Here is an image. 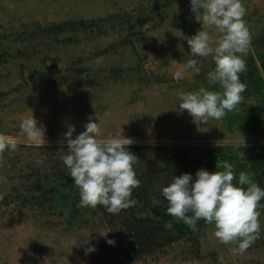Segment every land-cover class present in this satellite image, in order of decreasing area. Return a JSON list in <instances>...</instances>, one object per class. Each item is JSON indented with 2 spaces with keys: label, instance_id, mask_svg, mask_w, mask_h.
<instances>
[{
  "label": "rangeland",
  "instance_id": "374dc122",
  "mask_svg": "<svg viewBox=\"0 0 264 264\" xmlns=\"http://www.w3.org/2000/svg\"><path fill=\"white\" fill-rule=\"evenodd\" d=\"M158 4L0 0V264H264V200L248 199L221 216L219 209L195 242L184 238L118 263L113 229L98 213L67 227L63 212L19 198L39 160L38 146L69 145L87 162L99 155L90 146L124 145L130 157L137 154L130 146L137 145L158 162L155 155L166 147L191 158L213 146L240 155L243 145H264V73L257 101L238 91L213 93L215 84L244 71L264 36V0ZM76 20L95 21L90 31L35 36L40 26ZM65 37L70 42L62 44ZM36 71H49L64 84L38 88L31 81ZM225 111L246 120L250 112L261 115L245 131L228 126ZM195 173L191 208L209 211L217 182L211 171ZM125 174L131 176L129 166Z\"/></svg>",
  "mask_w": 264,
  "mask_h": 264
},
{
  "label": "trees",
  "instance_id": "16d2710c",
  "mask_svg": "<svg viewBox=\"0 0 264 264\" xmlns=\"http://www.w3.org/2000/svg\"><path fill=\"white\" fill-rule=\"evenodd\" d=\"M150 1L154 8L159 6L160 0ZM94 21L36 25L39 28L35 36L55 39L65 33L90 31ZM69 38H62L60 42L67 44ZM253 49L247 56L244 71L236 72V79L232 81L215 84L213 93L238 91L245 98L258 100L263 89L260 73H264V36L258 37ZM2 58L0 54V61ZM34 80L38 88H43L39 83L49 87L64 84L49 71H36L31 78ZM75 84L89 86L90 82L76 80ZM202 86L210 87L205 83ZM259 115V112H250L246 120L241 112L233 116L225 111L222 116L228 126L237 124L240 130L246 131L254 129ZM237 120L240 121L237 123ZM90 147L99 152L98 158L81 162L69 145L38 146L39 160L32 162L34 168L25 177L18 195L33 207L63 212L67 227L75 222L80 224L88 214L98 213L113 229L112 250L118 263H130L184 238L195 242V235L209 221L217 219L219 209L221 216L223 210L238 211L240 205L249 203L248 199L264 200V145H243L239 148L240 155L228 146H213L191 158L174 154L166 147L163 148L166 152L155 155L160 157L158 162L146 156L143 153L146 149L137 145L130 146L137 152V156L130 157L124 156L125 151H131L124 145ZM127 166L132 173L130 177L125 174ZM197 168L211 171L217 182L209 211L191 208V188Z\"/></svg>",
  "mask_w": 264,
  "mask_h": 264
}]
</instances>
